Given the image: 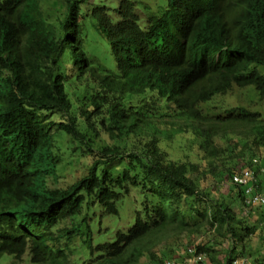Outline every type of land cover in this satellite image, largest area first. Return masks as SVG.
<instances>
[{"label": "trees", "instance_id": "trees-1", "mask_svg": "<svg viewBox=\"0 0 264 264\" xmlns=\"http://www.w3.org/2000/svg\"><path fill=\"white\" fill-rule=\"evenodd\" d=\"M138 3L0 0V258L159 264L194 246L210 264H262L264 210L242 216L243 189L219 187L237 168L224 158L247 155L252 168L264 151V119L199 106L248 86L264 102V0H166L158 16ZM184 132L204 167L162 148ZM65 154H84L85 172L51 188ZM256 179L259 193L264 173ZM136 199L131 226L94 244L96 213L101 223ZM257 232L260 254L248 248Z\"/></svg>", "mask_w": 264, "mask_h": 264}, {"label": "rangeland", "instance_id": "rangeland-1", "mask_svg": "<svg viewBox=\"0 0 264 264\" xmlns=\"http://www.w3.org/2000/svg\"><path fill=\"white\" fill-rule=\"evenodd\" d=\"M114 3H117L118 0H112ZM138 10L141 13L151 12L154 15L158 16L161 14V10L163 9L166 0H138ZM144 16V15H142ZM257 72L264 78V67L257 66L256 68ZM208 105L212 106H220L221 108L219 110H209L206 107ZM203 112H207L210 114L220 113L223 111V109H230L233 107H245L249 108L252 111H257L261 114V117L264 119V102L261 103L258 100V94L254 87L248 86L243 89H237L233 88L230 93H228L225 96L221 97H214L212 100L206 102L205 104H202L199 106ZM98 137H101V135H98ZM217 145L221 147H225V145L221 142L216 140ZM57 145H59L62 149L67 145L64 142H57ZM97 146H102L99 143L91 144L89 147L96 148ZM165 146V145H164ZM164 150L167 151L169 159L173 161H191L194 163H198L201 165V167H204L205 160L203 159V154L198 150L196 143L194 142L192 136L188 132L181 133L180 135L176 136L167 146L162 147ZM234 154V153H232ZM84 154L77 155L70 159L67 157V154L64 155L65 162H62L58 168H57V176L58 180L56 182H53L51 178L47 179V184L51 188H57L62 187L65 188L67 185L71 184L75 181V179L79 176H81L85 172V158ZM229 156V155H228ZM252 157H257L259 161L262 164V159L264 158V151L255 153L254 155H251ZM248 156L246 155L245 158H242L240 160H236L235 158L226 157L222 162H225L226 166L237 164V166H240L242 164H245L246 160H248ZM69 161V162H67ZM259 177H262V174H256L255 179ZM257 180V179H256ZM223 185L220 188V193L224 196H230L231 194H228L230 190L233 188L231 183H228L227 180H225V177L223 178ZM211 184V180L209 178L202 180V187H208ZM216 185V184H215ZM216 189L215 186L213 187V190ZM137 193V191L135 192ZM260 193L264 194V188L260 191ZM228 194V195H226ZM137 195V194H136ZM138 204V200H132V203L124 202V205L122 209L119 212L118 216H111L106 217L102 219L101 223L98 219V212L96 213L95 217V228L93 235V243L96 244L98 242H103L105 240H109L112 238L114 233L117 230H125L129 226H131L133 220L132 216L130 215V211H126V208H133L135 209ZM235 211H239V206L235 207ZM250 212V210H249ZM246 213L241 212L242 216H247ZM80 217L75 218V221H79ZM249 222V224H253L254 218L252 216H248L246 218ZM258 232L250 239L248 242V248L251 250V253H256V250L260 251L262 250L260 248L261 241L258 237ZM83 238V237H82ZM80 239V238H79ZM200 240L198 239L196 243H199ZM78 239L76 238L72 246L70 247V250L73 251L70 253V260L71 262H75L77 260H80L82 257ZM57 246V245H56ZM187 247V246H186ZM185 246H181V249L179 250V253H176L175 256L171 259H174L176 261V264H186L184 262V252ZM179 255L182 256L179 257ZM255 256V255H254ZM220 258V256H219ZM183 260V261H182ZM0 264H28L26 259L23 258L22 260H13V259H4L3 257L0 258ZM204 264H210L209 260L206 258V261Z\"/></svg>", "mask_w": 264, "mask_h": 264}, {"label": "built area", "instance_id": "built-area-1", "mask_svg": "<svg viewBox=\"0 0 264 264\" xmlns=\"http://www.w3.org/2000/svg\"><path fill=\"white\" fill-rule=\"evenodd\" d=\"M252 167H259L260 173H264V167L260 165V162L255 158L251 160ZM262 167V168H261ZM250 168H242V165L237 166L236 170L232 173L231 178L227 179L228 183L234 186H238L243 189L244 207L243 212L246 214L253 207H260L264 210V194L254 192L255 188V172ZM186 264H200L205 263L206 255L204 253H195V247H187L184 257ZM182 260V261H183ZM159 264H176L175 260L164 259ZM233 264H249L247 259H235ZM262 264H264V259Z\"/></svg>", "mask_w": 264, "mask_h": 264}, {"label": "clouds", "instance_id": "clouds-1", "mask_svg": "<svg viewBox=\"0 0 264 264\" xmlns=\"http://www.w3.org/2000/svg\"><path fill=\"white\" fill-rule=\"evenodd\" d=\"M252 159H255V157H253ZM258 161H259V159L258 158H256ZM260 162V161H259ZM260 165L262 166V164H261V162H260ZM245 168H248V167H246L245 166ZM254 168H257L258 170H260V168L257 166V167H252V168H250V169H253L254 170ZM255 171V170H254ZM260 172V171H259ZM262 174V173H261ZM256 175V174H255ZM262 209V208H261ZM263 210V209H262ZM263 259H264V256L262 257Z\"/></svg>", "mask_w": 264, "mask_h": 264}]
</instances>
